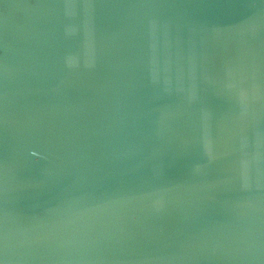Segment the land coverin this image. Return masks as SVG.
Segmentation results:
<instances>
[{"label": "water", "instance_id": "water-1", "mask_svg": "<svg viewBox=\"0 0 264 264\" xmlns=\"http://www.w3.org/2000/svg\"><path fill=\"white\" fill-rule=\"evenodd\" d=\"M0 264H264V0H0Z\"/></svg>", "mask_w": 264, "mask_h": 264}]
</instances>
